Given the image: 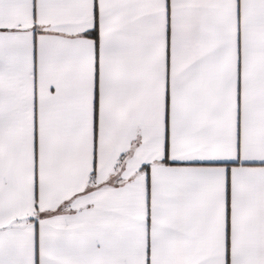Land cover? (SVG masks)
<instances>
[{"label": "snow or ice", "instance_id": "obj_1", "mask_svg": "<svg viewBox=\"0 0 264 264\" xmlns=\"http://www.w3.org/2000/svg\"><path fill=\"white\" fill-rule=\"evenodd\" d=\"M0 264H264V0H0Z\"/></svg>", "mask_w": 264, "mask_h": 264}]
</instances>
